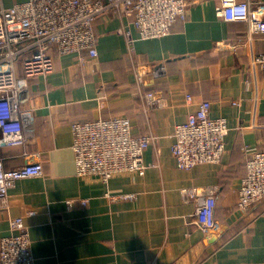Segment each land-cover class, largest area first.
<instances>
[{
  "label": "crops",
  "instance_id": "0c3cea01",
  "mask_svg": "<svg viewBox=\"0 0 264 264\" xmlns=\"http://www.w3.org/2000/svg\"><path fill=\"white\" fill-rule=\"evenodd\" d=\"M25 1L0 0V8ZM186 1L185 22L166 37L135 40L132 52L117 32L130 27L131 17L100 16L95 59L82 64L75 54L55 53L52 71L30 80L31 120L23 119L31 131L24 146L2 155L6 168L40 158L43 175L19 180L9 191L0 238L9 234V216H24L33 264H264V199L247 212L236 206L246 150L264 149V66L252 63L264 52V35L248 36L244 22L217 17L215 0ZM250 8L264 13V0H250ZM158 67L162 74L154 76ZM147 92H159L160 101L149 105ZM202 100L211 103V118L227 122L225 151L218 164L180 170L170 136ZM113 116L127 117L134 135L158 137L144 152V176L120 173L107 184L76 176L73 123ZM191 187H217L220 228L209 236L193 221ZM107 192L134 198L111 201ZM30 210L36 214L27 216Z\"/></svg>",
  "mask_w": 264,
  "mask_h": 264
},
{
  "label": "built area",
  "instance_id": "2783aa9c",
  "mask_svg": "<svg viewBox=\"0 0 264 264\" xmlns=\"http://www.w3.org/2000/svg\"><path fill=\"white\" fill-rule=\"evenodd\" d=\"M216 16L225 22H244L248 36L264 35V13L250 8V0H215ZM186 0H27L11 7L0 8V211L9 209V191L22 179L40 177V158L17 168H6L2 150L24 146L31 131L23 117L30 120V80L49 74L53 69V54H75L80 63L97 57L96 20L108 13L130 16L131 23L118 29L128 50L135 40L160 39L170 34L173 25L185 22ZM136 30L137 37L132 34ZM264 66V52L252 59ZM163 68L152 71L162 74ZM142 76L136 73L137 82ZM149 105L160 101L159 92L143 95ZM185 103L193 96L185 93ZM235 104V103H233ZM211 103L202 100L185 123L176 125L171 134V155L180 170H190L203 164H218L225 151L229 132L224 118H211ZM158 137L151 132L134 135L130 120L113 116L72 125L71 149L75 174L96 177L102 183L116 174L134 173L144 176L147 165L144 152L155 146ZM245 161L246 174L238 189L237 209L247 212L264 199V149L249 148ZM217 187H191L187 190L195 203L194 223L209 236L220 228L215 219ZM111 201L131 200L134 195L106 193ZM82 205L87 204L82 199ZM72 201H66L71 207ZM36 211H27L34 216ZM9 234L0 238V264H33L31 241L24 216L8 217Z\"/></svg>",
  "mask_w": 264,
  "mask_h": 264
},
{
  "label": "trees",
  "instance_id": "16d2710c",
  "mask_svg": "<svg viewBox=\"0 0 264 264\" xmlns=\"http://www.w3.org/2000/svg\"><path fill=\"white\" fill-rule=\"evenodd\" d=\"M244 166V168H245V163H244V165H242V167ZM241 168V167H240ZM222 183V182H221ZM224 184V183H223Z\"/></svg>",
  "mask_w": 264,
  "mask_h": 264
}]
</instances>
